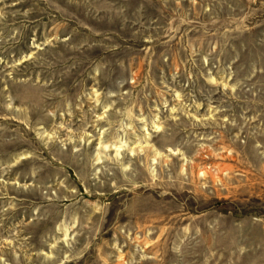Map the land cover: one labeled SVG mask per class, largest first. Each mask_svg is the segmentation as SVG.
Here are the masks:
<instances>
[{
    "label": "rangeland",
    "instance_id": "rangeland-1",
    "mask_svg": "<svg viewBox=\"0 0 264 264\" xmlns=\"http://www.w3.org/2000/svg\"><path fill=\"white\" fill-rule=\"evenodd\" d=\"M0 264H264V0H0Z\"/></svg>",
    "mask_w": 264,
    "mask_h": 264
}]
</instances>
